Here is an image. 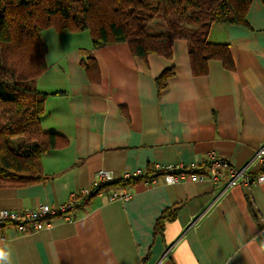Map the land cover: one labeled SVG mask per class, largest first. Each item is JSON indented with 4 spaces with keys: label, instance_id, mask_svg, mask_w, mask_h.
<instances>
[{
    "label": "crops",
    "instance_id": "crops-1",
    "mask_svg": "<svg viewBox=\"0 0 264 264\" xmlns=\"http://www.w3.org/2000/svg\"><path fill=\"white\" fill-rule=\"evenodd\" d=\"M246 19L247 26L212 25L208 40L228 44L234 68L211 59L199 76L191 72L183 39L173 41L170 59L149 53L143 61L126 42L94 49L87 30L44 29L46 67L36 85L64 93L47 97L41 127L67 143L42 154V181L0 187V208L58 207L100 169L116 181L154 163L201 165L214 154L248 174L261 171L264 154L263 161L254 156L264 144L259 0ZM81 49L93 53L98 81L81 66ZM170 67L174 73L158 92L155 78ZM156 178L124 187L126 200L108 199L113 187L103 190L77 202L68 219L52 215L37 231L1 228L0 264H264V183L227 186L224 170L217 182ZM167 208L174 217L155 232Z\"/></svg>",
    "mask_w": 264,
    "mask_h": 264
},
{
    "label": "trees",
    "instance_id": "trees-1",
    "mask_svg": "<svg viewBox=\"0 0 264 264\" xmlns=\"http://www.w3.org/2000/svg\"><path fill=\"white\" fill-rule=\"evenodd\" d=\"M252 1L0 0V187L42 181L46 177L41 170L42 154L67 143L64 136L41 127L47 97L64 93L47 92L36 85L46 67L47 46L41 35L44 29L87 30L94 49L126 42L130 52L143 61L149 53L170 59L173 41L183 39L191 72L199 76L207 73L211 59L219 60L227 70L234 68L228 44L211 42L208 34L215 23L247 26ZM259 1L264 6V0ZM80 55L88 79L98 81L99 69L93 53L81 49ZM173 73L172 67L166 68L155 78L158 92ZM207 165L208 162L196 165L190 172H204ZM161 174L152 164L137 177L101 183L81 203H88L110 187L116 190ZM79 199H75V205ZM173 217L170 208L162 211L154 231L161 232L164 221Z\"/></svg>",
    "mask_w": 264,
    "mask_h": 264
},
{
    "label": "built area",
    "instance_id": "built-area-1",
    "mask_svg": "<svg viewBox=\"0 0 264 264\" xmlns=\"http://www.w3.org/2000/svg\"><path fill=\"white\" fill-rule=\"evenodd\" d=\"M264 144L259 146L254 156L257 159L263 161ZM264 162V161H263ZM196 165H184V164H160L154 163L153 167L156 170L162 171L159 177L165 184H174L185 179H191L195 181L209 180L212 182L219 181L222 171H226L227 179L226 185L233 186L240 182L245 184H259L264 183V170L255 174H248L245 171V167L235 168L230 162L223 157H218L214 154H210L207 168L204 172H190L194 170ZM144 169L137 168L134 171H127L120 177L122 179L133 178L141 175ZM110 173L106 170L100 169L96 173L95 180L88 186L77 193L70 196L69 200L60 204L58 207L51 206L47 203H40L35 208L26 209L22 211H14L5 208H0V229L5 226H10L19 233H28L37 231L43 228L49 217L56 214H61L65 219L69 218V211L75 206V199L80 198L78 202H85L89 194H93L96 188L104 182L112 181ZM157 178L146 180L145 182L155 183ZM130 197V193L120 187L110 193L108 199H120L126 200Z\"/></svg>",
    "mask_w": 264,
    "mask_h": 264
}]
</instances>
